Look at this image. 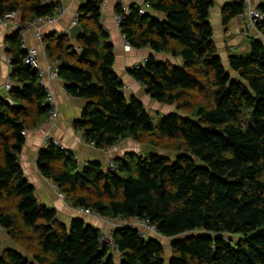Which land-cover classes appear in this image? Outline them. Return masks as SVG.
I'll return each mask as SVG.
<instances>
[{
	"label": "trees",
	"instance_id": "1",
	"mask_svg": "<svg viewBox=\"0 0 264 264\" xmlns=\"http://www.w3.org/2000/svg\"><path fill=\"white\" fill-rule=\"evenodd\" d=\"M147 1L151 9L144 14L137 3L130 5L121 33L131 47L176 61L151 54L129 72L153 99L177 109L150 112L123 91L114 45L101 21L104 0H84L79 36H43L65 90L84 101L74 127L99 149L128 139L149 148L114 158L117 169L111 170L100 161L82 166L50 141L38 153V169L73 207L112 220L148 221L172 239L167 260L160 238L117 226L120 264H264V20L247 51L227 49L228 68L210 20L215 0ZM257 8L264 14V1ZM57 9L48 0H0V18L18 12L24 23ZM246 10L244 0L226 3L223 25ZM122 12L119 3L116 13ZM21 32L6 37L14 85L10 101L0 96V226L27 253L4 249L0 264H116L102 230L82 218L70 225L60 221L56 209L39 201L20 164L22 132L44 123L50 110L39 69L25 63Z\"/></svg>",
	"mask_w": 264,
	"mask_h": 264
},
{
	"label": "crops",
	"instance_id": "2",
	"mask_svg": "<svg viewBox=\"0 0 264 264\" xmlns=\"http://www.w3.org/2000/svg\"><path fill=\"white\" fill-rule=\"evenodd\" d=\"M62 8L61 15L57 20L51 24H45L42 27L43 36L51 32H68L73 24L75 13L78 11L79 6L84 0H50ZM119 1L128 5L137 3V0H104L101 9V21L105 28L110 33L111 42L114 45L116 61L115 70L121 77L125 85L128 86L126 94L128 96H135L141 100L150 112H164L169 110L171 105L157 102L151 94H149L144 85L132 77L129 68L133 65L142 62L149 55L153 54L162 61L170 60L176 61V58L166 53H156L150 48H134L129 50L124 49V36L121 33L120 27L115 22L116 6ZM236 0H215V4L211 9L210 20L214 28V40L216 42L219 53L223 61H227L226 48L232 51L234 47L243 46V31L246 30L245 23L248 25L247 18L244 15H238L230 20L227 27L223 25L222 21V8L228 3ZM247 6L257 7L264 0H244ZM155 16L163 17V13L153 12ZM246 21V22H245ZM253 28V27H251ZM250 28V30H251ZM255 29V28H254ZM13 30L12 25H5L0 20V94L5 95V82L10 75V66L6 61V44L7 35ZM252 31V30H251ZM254 35L256 32L253 33ZM253 36V35H252ZM23 38L28 46L35 48L39 53V69L46 70L53 62L48 57L45 44L42 40L36 37L34 30H26L23 33ZM247 39V38H246ZM245 39V40H246ZM242 46L239 49H242ZM239 49L235 50L238 52ZM246 51V50H245ZM225 55V58L223 57ZM225 63V62H224ZM43 83L47 89H50L56 96L59 107L60 115L53 127L54 134L61 140L64 147L71 151L76 157L80 165L86 166L91 161H100L106 165L110 158L123 156L126 152H144V146L140 149V143L128 139L125 142H119L117 145L109 149H99L92 146L85 140L82 133L75 129L74 121L80 117L84 101L78 97L71 96L65 90V82L61 78L51 79L47 75L43 78ZM154 108L158 111H154ZM169 112V111H168ZM167 114V113H166ZM49 126L45 123L40 124L32 130H27L26 141L20 155V164L23 167L26 177L34 185L36 196L40 202L57 210L58 218L66 225L76 218H82L88 223L104 229L106 223L110 221L108 218H103L96 214L85 213L79 208L73 207L65 198L59 196V190L53 181L44 177L38 169L37 158L39 151L47 145L45 141V132ZM105 221V222H104ZM21 249L15 246L11 236L8 232L0 227V251L4 249ZM0 252V255L2 254ZM120 258L117 257L120 264Z\"/></svg>",
	"mask_w": 264,
	"mask_h": 264
},
{
	"label": "built area",
	"instance_id": "3",
	"mask_svg": "<svg viewBox=\"0 0 264 264\" xmlns=\"http://www.w3.org/2000/svg\"><path fill=\"white\" fill-rule=\"evenodd\" d=\"M48 1H50V0H48ZM119 3L122 6L123 12L120 14L119 13L115 14V22L120 27V24H121L122 20L124 19L125 14H129L131 10H130V5L125 4L124 2H121V1H119ZM137 4L139 6V12L141 14H144L148 10L151 9V5L147 0H137ZM61 13H62V8H58L57 13L55 15L37 17L30 22L24 23L21 21L20 14L18 12H11V13H7L5 16L0 18V20H1V22H3V24H5L7 26L12 25L13 30L20 28L22 30V32H21L22 36L26 30H34L36 37L39 40H42L43 34H42L41 30H42L43 25L54 23L57 20L58 16L61 15ZM244 15H246V17H248V26L249 27L256 28V24L258 22H261L264 20V14L261 12V10L258 9L257 7H253L250 5L247 6V10H246V13ZM78 22H79V12L77 11L75 13V17H74L72 25L78 24ZM22 47L27 51V54L25 57V63L28 65H31L33 67H37L39 69V53H38V51L35 48L28 46L26 44L24 38L22 41ZM4 48L5 49L7 48L6 44L4 45ZM130 48H131V46H130L128 40L124 37V49L129 50ZM145 60L133 65L132 67L129 68V70H132V69L142 65ZM6 61L10 66V73H11V70H12L11 65H10L11 64V57L9 55L6 56ZM39 71H40L42 83H43V78L46 75L51 79L59 78L58 62L57 61L53 60L52 64L46 70H43L40 68ZM13 85H14V81L11 79V77L9 75V77L6 79L5 86H4L5 95L0 94V96L2 98H5L6 100L10 101L9 93H10ZM127 89H128V86L124 85L123 91L125 93H126ZM46 102H47L50 110H49V115L47 117V120L44 122L45 124H47L49 126V129L45 132V141H46V143L51 141L54 144H56L62 148H65L63 143L61 142V140L54 134V132L52 130L54 125L56 124L58 118H59L60 107H59V102H58L55 94L50 89H47ZM27 132L28 131L25 130L22 132V134L26 135ZM121 142H123V140H121L120 143ZM89 144L92 146H95L94 142H92V141L89 142ZM106 167L110 168L111 170L117 169V164H116L114 158H110L108 160ZM59 195L63 198L65 197V195L61 192H59ZM80 210L84 211L85 213L97 215L96 212L89 210V209L84 210V209L80 208ZM129 225L140 228V233H141V236H143V237H147L149 235L154 236L155 234H159L157 231V228L155 226L151 225L148 221H141L139 219H135V220L132 219L131 222L129 223ZM140 225L144 226V229H142V227ZM114 229H115V227L109 228L108 230H102L101 241L109 244L112 252L114 254H116L118 252V248H117V245H116V242L114 239V235H113ZM118 254L120 255L119 252H118Z\"/></svg>",
	"mask_w": 264,
	"mask_h": 264
},
{
	"label": "rangeland",
	"instance_id": "4",
	"mask_svg": "<svg viewBox=\"0 0 264 264\" xmlns=\"http://www.w3.org/2000/svg\"><path fill=\"white\" fill-rule=\"evenodd\" d=\"M245 18H247L248 20V17H246V15H244ZM246 22V21H245ZM245 28L246 30L243 31V35H244V38H243V46H242V43L240 46H238L237 49H239L241 46H242V49H239V53L241 52H244L245 50L247 51L249 49V43H250V37H252L253 33L256 32V29L254 28H251L249 27L246 23H245ZM251 28V30H250ZM247 38V39H246ZM246 39V40H245ZM228 49V47L226 48ZM230 49V48H229ZM236 47L233 48V50H237ZM227 52V50H226ZM223 57L225 58V55H223ZM225 65L226 67L229 68V66L227 65V61H225ZM169 106V105H167ZM177 109L176 106H171V108L169 110H164V112L161 113V115H164L166 113H169L170 111H175ZM154 111H158L154 108ZM169 111V112H168ZM159 118L160 116L158 114H155L154 115V119H155V124L157 126V129H158V122H159ZM125 142H123L122 144H124ZM140 149L142 148V146H146V148L144 149V151H147V149L149 148L148 145H144V144H141L140 143ZM159 152L161 153H164V154H168V155H172V156H175V154L169 152V151H165V150H158ZM60 192V191H59ZM60 196V195H59ZM61 197V196H60ZM63 198V197H62ZM66 199V196L64 197ZM80 209V208H79ZM132 219H129V220H124V219H116V220H112L110 219V221L108 223H106L104 229L102 230H108L109 228H113V227H117V226H121V225H129V223L131 222ZM135 220V219H134ZM105 222V221H104ZM141 226V225H140ZM142 229H144V226H141ZM140 229V228H139ZM146 229V228H145ZM154 237H157V238H160V240L162 241V243L164 244L165 246V250H166V258L167 260L170 258V254H171V248H170V244H171V238H167V237H163L161 236L160 234H155ZM233 238H236V236H234ZM14 243V242H13ZM16 247H18L16 244H15ZM24 253H27L25 250L21 249ZM2 252V251H0ZM119 256L120 258V255L118 254V252L115 254V259L117 260V257ZM118 263V261L116 262Z\"/></svg>",
	"mask_w": 264,
	"mask_h": 264
},
{
	"label": "water",
	"instance_id": "5",
	"mask_svg": "<svg viewBox=\"0 0 264 264\" xmlns=\"http://www.w3.org/2000/svg\"><path fill=\"white\" fill-rule=\"evenodd\" d=\"M69 34L71 36V38H76L77 36H79L82 32V27L80 24H75V25H72L70 28H69ZM217 55H219V53H217Z\"/></svg>",
	"mask_w": 264,
	"mask_h": 264
}]
</instances>
